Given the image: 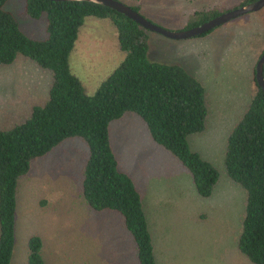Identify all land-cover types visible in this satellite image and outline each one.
I'll return each instance as SVG.
<instances>
[{"label":"rangeland","instance_id":"rangeland-1","mask_svg":"<svg viewBox=\"0 0 264 264\" xmlns=\"http://www.w3.org/2000/svg\"><path fill=\"white\" fill-rule=\"evenodd\" d=\"M245 1L120 0L170 32L235 10ZM24 7L25 0H8L4 5L19 21L23 34L37 41L46 39V17L26 19ZM147 35L150 62L182 67L207 93L205 130L190 137L189 146L219 173L211 197L201 199L188 174L151 141L137 116L125 114L110 124L119 168L141 192L157 263L247 264L236 250L244 193L225 175L223 153L227 135L255 91L253 71L264 52V8L222 24L203 37L171 40L151 32ZM122 60L109 23L86 18L68 61L87 93L93 95ZM50 81V73L23 57L0 67V127L18 122L31 106L42 103ZM85 156L83 144L69 140L35 161L21 179L10 264H27V242L34 235L42 240L46 264H137L133 240L118 218L110 212L89 211L81 198Z\"/></svg>","mask_w":264,"mask_h":264},{"label":"trees","instance_id":"trees-1","mask_svg":"<svg viewBox=\"0 0 264 264\" xmlns=\"http://www.w3.org/2000/svg\"><path fill=\"white\" fill-rule=\"evenodd\" d=\"M7 1L0 0V67L23 57L50 73L51 81L42 103L31 106L18 122L0 127V264H10L12 258L21 179L35 161L72 139L86 149L80 183L86 208L118 218L133 240L137 264H158L141 192L119 168L109 127L125 114L137 116L151 141L188 174L197 196L207 199L219 173L189 146V138L206 127L208 102L203 86L178 65L150 62L149 31L107 7L25 0L24 18L46 17V39L37 41L23 34L19 21L10 10L5 11ZM254 1L246 0L243 5ZM130 8L139 13L137 7ZM217 16L201 18L184 30ZM86 18L107 21L123 55L93 95L87 93L68 61ZM253 74L255 77V68ZM262 76L264 80V66ZM254 83L255 91L243 115L227 135L223 166L230 183L244 193L237 254L247 264H264V93L255 78ZM27 247V264H46L39 236H31Z\"/></svg>","mask_w":264,"mask_h":264},{"label":"water","instance_id":"water-1","mask_svg":"<svg viewBox=\"0 0 264 264\" xmlns=\"http://www.w3.org/2000/svg\"><path fill=\"white\" fill-rule=\"evenodd\" d=\"M48 1H51V2H87V3H92V4L99 5V6L107 7L113 11H116L117 13L124 15L131 21L138 24L143 29L151 33L161 35L171 40H186V39H190V38L203 35L215 29L216 27L222 24H225L231 20L244 16L248 13L258 12L259 10L264 8V0H256L254 2L242 5L241 7L235 10L219 15L203 23L200 26L193 27L188 30L170 32V31H166L152 24L147 19H145L143 16H141L139 13L133 11L129 6L117 0H48ZM263 66H264V52L261 54L258 61L256 62L255 77H254L257 86L264 93V80L262 76Z\"/></svg>","mask_w":264,"mask_h":264}]
</instances>
